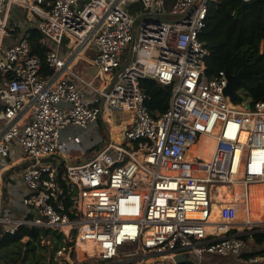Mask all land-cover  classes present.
I'll return each mask as SVG.
<instances>
[{
  "label": "built area",
  "instance_id": "1",
  "mask_svg": "<svg viewBox=\"0 0 264 264\" xmlns=\"http://www.w3.org/2000/svg\"><path fill=\"white\" fill-rule=\"evenodd\" d=\"M214 1L0 0V237L51 229L68 264H264L250 250L264 231L251 208L264 185V102L233 104L226 72L206 75L199 35ZM34 29L51 75L29 45ZM78 59L96 72L73 70ZM144 79L172 88L164 114L150 113ZM100 121L108 135L92 152L62 150V129ZM16 166L23 216L6 203Z\"/></svg>",
  "mask_w": 264,
  "mask_h": 264
},
{
  "label": "trees",
  "instance_id": "2",
  "mask_svg": "<svg viewBox=\"0 0 264 264\" xmlns=\"http://www.w3.org/2000/svg\"><path fill=\"white\" fill-rule=\"evenodd\" d=\"M242 5L243 0L212 2L199 39L208 50L206 75L212 78L221 71L229 70L237 74L242 70L244 81L237 93L238 102L255 104L264 102V56L260 53V45L264 42V0L238 14ZM41 38L37 30L30 31L29 45L32 53L41 59L42 74L47 76L53 73L46 63L50 47L42 45ZM140 85L147 95L146 105L150 113L155 117L164 114L169 107L172 88L152 79H144ZM14 168L19 166L11 168L8 174L19 172ZM22 207L25 213V207ZM43 241L50 244L53 242L56 252L63 245L62 236L51 229L21 226L14 234L2 231L0 264H51V259H47L46 255L39 256L37 253L39 250L48 252L50 244H43ZM253 241L251 254H264V231L253 234ZM182 264L194 263L187 260Z\"/></svg>",
  "mask_w": 264,
  "mask_h": 264
},
{
  "label": "rangeland",
  "instance_id": "3",
  "mask_svg": "<svg viewBox=\"0 0 264 264\" xmlns=\"http://www.w3.org/2000/svg\"><path fill=\"white\" fill-rule=\"evenodd\" d=\"M81 67L83 68H89L90 69V75H92L94 72H96V68L93 67L89 62L84 61L83 59H78L73 65H72V69L76 70V71H81ZM98 84V81L96 82V85ZM108 135L106 127L104 126V124L100 121L98 123H94L91 124L90 126H88L87 128H82L80 126H76V125H69L67 127H65L64 129H62L61 131V137H60V143H67L69 146L63 147L62 150L65 151L66 153H70L71 156H77L79 155L81 152H83V145H79V146H70V140L72 138H74V136H79L81 137L82 141H85V144H91L93 141L95 142V146L101 142L103 140V138H105ZM74 147V148H73ZM87 150V149H85ZM92 152V150L90 151ZM207 152H211L210 150ZM23 166H19V168H14L15 171H19L21 172L23 170L22 168ZM18 172V174H19ZM12 198V199H11ZM15 200V204L17 206H19V202L21 201V196L12 194L9 195V198L6 200V203L11 206L12 205V201ZM21 206L22 203H21ZM20 209V207H18V210ZM15 212V211H14ZM264 219V217L262 218ZM55 245L53 244V242H51V244L49 245L48 248V252L45 251H41L39 250L37 253L39 256L41 255H46L47 259H51V264H67L66 261L62 258L59 257L56 254V251L54 250ZM77 257V254L75 253V258ZM83 259V258H82ZM80 259V260H82ZM92 262V260H90ZM26 264H35V263H31V262H27ZM38 264H47V263H43V262H39ZM147 264H174L171 260H167L164 258H152Z\"/></svg>",
  "mask_w": 264,
  "mask_h": 264
},
{
  "label": "water",
  "instance_id": "4",
  "mask_svg": "<svg viewBox=\"0 0 264 264\" xmlns=\"http://www.w3.org/2000/svg\"><path fill=\"white\" fill-rule=\"evenodd\" d=\"M258 1L260 0H253L250 3L243 4L241 8L238 10V14L245 12L247 9L252 8ZM161 18L160 16H156ZM226 75L228 77V85L225 89V95L228 96L233 104L237 103L238 98V90L243 83V71L241 70L237 74L231 73L229 70H226ZM251 104L247 105V108H250ZM108 132V130H107ZM187 261V256H178L174 258V264H182Z\"/></svg>",
  "mask_w": 264,
  "mask_h": 264
},
{
  "label": "crops",
  "instance_id": "5",
  "mask_svg": "<svg viewBox=\"0 0 264 264\" xmlns=\"http://www.w3.org/2000/svg\"><path fill=\"white\" fill-rule=\"evenodd\" d=\"M114 129L115 131H118L117 129L119 128H116V126H114ZM115 135V140L119 141L120 140V136L118 134H113ZM86 141V140H85ZM85 141H82V148L84 151H87V152H90L91 150H93V148L95 147V142L93 141L91 144H85ZM87 149V150H85ZM22 172V171H21ZM20 172V173H21ZM19 173V174H20ZM13 175H15V181L13 179L12 181V187H9L7 189V193L6 195H12V194H15V195H18V196H21L22 194H24L25 192V189H24V185L22 183V180H21V176L20 175H16V172H14L13 174H8L9 177H12L13 178ZM9 197H7L6 199H8ZM12 199V198H11ZM9 206V205H8ZM18 207H20V209L18 210ZM11 212L14 214V215H22L24 213V210H23V207L21 206V202H19V206H17L15 204V200L12 201V205L9 206ZM15 211V212H14ZM57 253V252H56ZM64 259V258H63ZM81 259V258H80ZM66 261V260H65ZM67 263V262H66ZM25 264V263H24ZM68 264V263H67Z\"/></svg>",
  "mask_w": 264,
  "mask_h": 264
},
{
  "label": "bare ground",
  "instance_id": "6",
  "mask_svg": "<svg viewBox=\"0 0 264 264\" xmlns=\"http://www.w3.org/2000/svg\"><path fill=\"white\" fill-rule=\"evenodd\" d=\"M113 138H115V135H113ZM204 143L206 145V150L203 151L201 150V147H200V152L204 155L206 159H209L211 152H207V151L209 150L212 151V149L214 148V142L212 140L205 139L203 144ZM253 188H254V191H253L252 198H251V208L253 209V212H254L253 215L255 218L262 219L264 215H260L259 212L262 211L260 203L264 205V185H258ZM78 252H79V257L82 259L83 258L82 250H78Z\"/></svg>",
  "mask_w": 264,
  "mask_h": 264
}]
</instances>
